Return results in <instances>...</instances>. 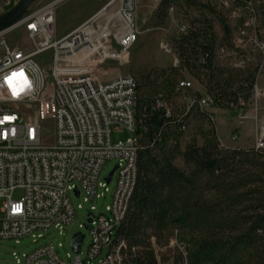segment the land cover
I'll list each match as a JSON object with an SVG mask.
<instances>
[{
  "label": "built area",
  "instance_id": "1",
  "mask_svg": "<svg viewBox=\"0 0 264 264\" xmlns=\"http://www.w3.org/2000/svg\"><path fill=\"white\" fill-rule=\"evenodd\" d=\"M162 0H154L159 4ZM20 0H0L2 19ZM112 0L109 4H112ZM220 0L228 12L230 43H218L214 61L231 68H251L256 76L252 88L255 109L263 93L259 78L264 72V0ZM60 0L39 9L30 8L14 23L0 30V239L17 242L27 236L43 238L51 228L62 234L76 216L71 194L79 192L84 203H92L109 191L100 179L108 160L117 159L118 175L112 201L105 212L90 206L87 229L90 242L86 253H68L70 262L50 242L19 256L15 264H125V241L116 235L133 191L140 137L136 116L137 79L132 74L101 81L97 67L114 54L112 39L123 54L136 41L139 29L137 0H120L116 18L107 6L61 38H55V12ZM108 4V5H109ZM176 5L168 15L175 17ZM23 30L33 43L26 51L8 40V35ZM189 24L181 21L177 33H185ZM163 49L174 52L168 42ZM53 51L48 72L37 56ZM173 66L180 60L174 52ZM49 78L51 83H49ZM194 89L193 79H180L176 91ZM251 98V99H252ZM216 122L215 99L206 92L197 101ZM249 104V103H248ZM243 96L232 109H239L237 124L248 118ZM157 108L171 113L167 102L158 98ZM14 119L4 120V117ZM48 121L54 126V139L47 144ZM133 133L125 141L113 143L112 130ZM186 130L185 127H183ZM237 140V134L231 135ZM253 146L264 148V122L260 123ZM17 189L23 194L14 197ZM82 204L79 205V208ZM176 241L171 242L174 246ZM153 245L156 247L155 239ZM62 247L60 243L58 245ZM184 252V246L178 244ZM157 250V247H156ZM159 264L160 257L158 256ZM171 264V263H170Z\"/></svg>",
  "mask_w": 264,
  "mask_h": 264
},
{
  "label": "trees",
  "instance_id": "2",
  "mask_svg": "<svg viewBox=\"0 0 264 264\" xmlns=\"http://www.w3.org/2000/svg\"><path fill=\"white\" fill-rule=\"evenodd\" d=\"M216 3L158 4L155 16L160 22L176 5L189 30L176 32L171 40L179 67H151L136 77L140 137L136 181L116 229L126 243L125 264H159L158 256L161 263L171 264H264V148L223 146L216 122L197 103L202 92L176 91L187 73L214 97L218 108L232 109L239 96L246 104L251 101L254 71L214 61L216 45L229 44L231 38L228 12L220 0ZM191 11L198 15L191 18ZM181 96L190 101L178 104ZM158 98L171 108L169 115L156 107ZM197 119L203 122L198 131L201 142L193 138L182 148L184 134ZM178 156L185 169L175 164Z\"/></svg>",
  "mask_w": 264,
  "mask_h": 264
},
{
  "label": "rangeland",
  "instance_id": "3",
  "mask_svg": "<svg viewBox=\"0 0 264 264\" xmlns=\"http://www.w3.org/2000/svg\"><path fill=\"white\" fill-rule=\"evenodd\" d=\"M14 1V0H12ZM53 0H36L29 8L31 11L39 9L46 3ZM112 0H60V3L56 7L55 12V38H61L74 30L76 27L81 25L83 22L92 17L100 9L107 6L108 13H112L116 18V11L119 7L120 0H114L112 4H109ZM204 3L210 4V6H216V0H202ZM109 4V5H108ZM13 4L10 6L12 8ZM137 10L136 18L139 29V35L136 41L128 49V54H123L121 47L118 44L116 39H112V46L114 54L119 55L118 57L122 58H113L106 61L104 64L99 65L97 68V75L101 81L112 79L119 75L132 74L137 77L139 71L148 69L151 67H169L173 65L174 61V52L168 53L163 49V44L168 42L172 47L171 40L172 37L177 32L178 24L181 21H185L182 11L179 6L175 17L172 18L170 15H167L163 22H160L159 19L155 16L158 10L159 5L154 2V0H137ZM198 15L197 11H191V18ZM215 27L217 32L220 33V25L216 21ZM8 40L11 44L17 45L18 47L31 51L33 49V43L27 37L26 33L23 30H18L8 35ZM52 56L53 51L47 50L46 52L37 56V60L45 68L46 71L50 72L52 68ZM186 79L194 80V89L200 90L204 93V88L201 84L194 79L191 75L184 73ZM49 83L51 79L49 78ZM260 85L264 88V72L259 78ZM190 101V97L181 96L177 99L178 104H183ZM254 102L253 98L247 106V109L253 108ZM258 109L259 117L264 113V99L260 98L258 100ZM239 109H223L215 108L214 114L218 120V131L222 138L223 142H232L236 144H243L246 142H251L255 135V124L258 126L260 124L259 120L248 119L244 124L240 125L237 128H232L236 125L237 116L239 114ZM264 122L262 119L261 123ZM48 129L46 134L48 136L47 144L50 145L54 139V126L52 121H48ZM203 124L202 120H192L190 128L184 134L183 139L181 140V147L184 148L188 142L193 138H196L200 143L201 138L198 135L199 127ZM204 126H206L204 124ZM237 134V140H232L231 135ZM133 133L126 129L112 130L111 140L113 143H118L119 141H125L127 138L131 137ZM117 159L108 160L103 168L101 169L100 179L105 180L109 172L117 164ZM175 164L185 169V164L182 157L178 156L175 160ZM118 170H115L113 173L112 179L107 183L109 189L105 193L104 189H100V192L103 193V196L98 200L92 203H84L83 197L77 196L74 192L71 194V203L76 211V216L70 225L65 229V231L60 234L57 229L51 228L47 233H45L43 238H33L32 236H27L20 239L18 242L14 239H0V264H15L13 257V252L18 253L19 256H22L29 251L36 249L47 243H54L57 247L60 256L66 261L70 262L67 254L73 252L71 249V238L76 233L81 231L85 234L84 245L82 247L83 253H86L87 247L90 242L89 230L86 228L89 216H90V206L93 204L97 207V212H105V208L112 201V195L114 193L116 182H117ZM23 194L21 189H17L14 197L18 198ZM2 199H0V208L2 206ZM82 204V207L79 208V205ZM2 212L0 210V216ZM62 244V247H59V244ZM164 256L167 258L168 253H164ZM164 264H170L165 262Z\"/></svg>",
  "mask_w": 264,
  "mask_h": 264
},
{
  "label": "water",
  "instance_id": "4",
  "mask_svg": "<svg viewBox=\"0 0 264 264\" xmlns=\"http://www.w3.org/2000/svg\"><path fill=\"white\" fill-rule=\"evenodd\" d=\"M36 0H20V2L15 5L2 19H0V30L8 27L16 20H18L28 9L29 7L35 2ZM118 168V164H115L114 168L109 172L106 176L105 180L108 182L111 181L113 173ZM76 195H79V192L76 191ZM91 219H88L90 222ZM87 227V225H85ZM85 234L81 231L76 232L71 238V249L74 253H80L81 249L84 245Z\"/></svg>",
  "mask_w": 264,
  "mask_h": 264
},
{
  "label": "crops",
  "instance_id": "5",
  "mask_svg": "<svg viewBox=\"0 0 264 264\" xmlns=\"http://www.w3.org/2000/svg\"><path fill=\"white\" fill-rule=\"evenodd\" d=\"M259 85H260V83H259ZM260 87H261V89L263 90V93H262V95L260 96V98H262V99H264V88L260 85ZM259 98V99H260ZM247 112H248V118L246 119V120H248V119H257V120H259V109L258 110H256L255 109V106H253V108H250V109H247ZM262 119H264V113H263V115L261 116V118H260V123H261V121H262ZM218 120H219V118H218ZM218 120H217V117H216V128H217V132H218V135H219V137H220V139H221V143H222V145L223 146H225V147H251V146H253V144H254V140H255V137H256V134H257V132H258V127H259V125L257 126L256 124H255V135H254V138H253V140L251 141V142H246V143H243V144H236V143H232V142H223L222 141V138H221V136H220V133H219V131H218ZM245 120V121H246ZM245 121L243 122V124L245 123ZM242 125V124H241ZM240 125H238L237 124V120H236V125L234 124L233 126H232V128H237V127H239ZM238 136V135H237Z\"/></svg>",
  "mask_w": 264,
  "mask_h": 264
},
{
  "label": "snow or ice",
  "instance_id": "6",
  "mask_svg": "<svg viewBox=\"0 0 264 264\" xmlns=\"http://www.w3.org/2000/svg\"><path fill=\"white\" fill-rule=\"evenodd\" d=\"M4 120H10V119H14V117H8V116H6V117H4L3 118ZM3 121H0V123H2Z\"/></svg>",
  "mask_w": 264,
  "mask_h": 264
}]
</instances>
